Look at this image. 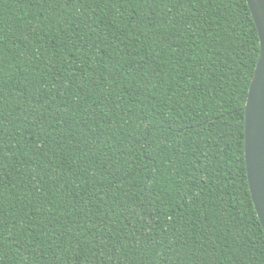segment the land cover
<instances>
[{
	"label": "trees",
	"instance_id": "16d2710c",
	"mask_svg": "<svg viewBox=\"0 0 264 264\" xmlns=\"http://www.w3.org/2000/svg\"><path fill=\"white\" fill-rule=\"evenodd\" d=\"M247 0H0V264H264Z\"/></svg>",
	"mask_w": 264,
	"mask_h": 264
},
{
	"label": "water",
	"instance_id": "95a60500",
	"mask_svg": "<svg viewBox=\"0 0 264 264\" xmlns=\"http://www.w3.org/2000/svg\"><path fill=\"white\" fill-rule=\"evenodd\" d=\"M260 56L245 107V161L250 193L264 230V0H247Z\"/></svg>",
	"mask_w": 264,
	"mask_h": 264
}]
</instances>
